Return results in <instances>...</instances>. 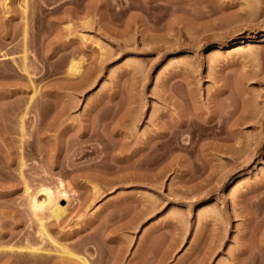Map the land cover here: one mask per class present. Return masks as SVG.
<instances>
[{
	"label": "rangeland",
	"instance_id": "374dc122",
	"mask_svg": "<svg viewBox=\"0 0 264 264\" xmlns=\"http://www.w3.org/2000/svg\"><path fill=\"white\" fill-rule=\"evenodd\" d=\"M87 261L264 264V0H0V264Z\"/></svg>",
	"mask_w": 264,
	"mask_h": 264
},
{
	"label": "bare ground",
	"instance_id": "6f19581e",
	"mask_svg": "<svg viewBox=\"0 0 264 264\" xmlns=\"http://www.w3.org/2000/svg\"><path fill=\"white\" fill-rule=\"evenodd\" d=\"M25 56V55H24ZM26 57V56H25ZM26 59V58H25ZM26 70V69H24ZM29 72V71H28ZM27 72V73H28ZM181 107V106H180ZM181 115V114H180ZM183 116V115H182ZM186 116V115H185ZM184 116V117H185ZM194 116V115H193ZM214 117V116H213ZM180 118V117H179ZM217 119V118H216ZM180 120V119H179ZM181 124L179 126H177V134H176V145H177V148H189L191 147L193 144H194V140L196 139L195 138V135L197 134L198 130H207L206 128L208 127H205L206 125H203L201 124L200 122H198L195 118H192L191 116H186L184 118V120L182 119V121L180 122ZM179 124V123H178ZM213 127V126H212ZM210 128V127H209ZM214 129V128H213ZM212 129V130H213ZM215 130V129H214ZM184 132H187L189 133V142L184 145L182 144L181 142V135L184 133ZM213 136L215 137H218L219 136V132L218 131H214L212 132ZM228 151V150H227ZM29 152V151H28ZM63 184H61L60 186H62ZM60 186L56 187V189L50 187V186H47V185H43L41 188H40V192H44L45 195H46V198L43 200V201H40L39 198H37V196H32L31 197V205H32V208L34 209L36 215L40 213V210H43V209H46V210H49L50 211V216L51 217H55L56 219H59L66 211L65 208H63L62 206L59 205L58 203V198L59 196H63V195H68L67 194V191L65 189H62ZM64 188V187H63ZM34 195H37L34 194ZM41 216V215H40ZM42 217V216H41ZM39 217V218H41ZM44 222L42 221V225ZM43 228H45V226H43ZM45 230H47L45 228ZM43 232V231H42ZM49 236V235H47ZM64 247V246H63ZM33 248V247H32ZM35 249V248H34ZM33 249V250H34ZM62 249V248H61ZM68 249V248H67ZM67 249L65 250V248L63 249L65 252L64 253H69V251H67ZM39 250V249H37ZM61 250V251H63ZM36 251V250H35ZM86 264H89L88 261L85 262Z\"/></svg>",
	"mask_w": 264,
	"mask_h": 264
}]
</instances>
